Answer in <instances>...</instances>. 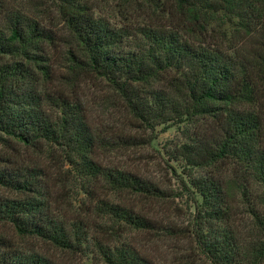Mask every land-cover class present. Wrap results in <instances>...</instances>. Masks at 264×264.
Returning <instances> with one entry per match:
<instances>
[{
    "label": "trees",
    "instance_id": "16d2710c",
    "mask_svg": "<svg viewBox=\"0 0 264 264\" xmlns=\"http://www.w3.org/2000/svg\"><path fill=\"white\" fill-rule=\"evenodd\" d=\"M17 1L0 0V264H76L89 253L91 264H264V0H140L133 9L150 22L140 35L93 0H54L57 30L45 26V1ZM166 3L171 25L153 20ZM224 15L249 37L258 30V45L229 49L209 27ZM55 37L56 57L44 46ZM96 79L138 128L192 123L173 156L194 188L183 181L188 223L143 210L139 201L169 194L105 161L144 139L96 123L84 92ZM173 238L188 244L178 250ZM147 239L166 241L165 257Z\"/></svg>",
    "mask_w": 264,
    "mask_h": 264
},
{
    "label": "rangeland",
    "instance_id": "374dc122",
    "mask_svg": "<svg viewBox=\"0 0 264 264\" xmlns=\"http://www.w3.org/2000/svg\"><path fill=\"white\" fill-rule=\"evenodd\" d=\"M27 1L28 0H18L17 5L19 6L21 4L22 7H26ZM38 1H45L44 3L47 4L45 7L47 13V17L45 18L46 22H44L45 26L55 30H57L56 28H60L62 26L61 19L55 20L58 22H55L57 24L55 28L52 27L54 25L53 23H49V21H53L49 20V17L52 19L54 15L58 16V9L52 3L54 0ZM93 1L99 6H95L97 14L105 15L113 24L118 27L127 28V30L134 33V35H140L139 28L150 24L149 18L144 16L147 14V11L144 12V14H138V11L136 12L133 9L136 3H140V0ZM162 2L164 1L162 0ZM159 4L161 6V2ZM169 6V3H166L165 10H163V12H156L153 20L165 25H171L172 20L167 19L169 16ZM222 13L223 12L220 14L222 15ZM209 27L210 29L215 27L217 29L216 32L219 31L220 34L223 32L225 33L226 37L224 43L231 50L237 49L238 51H242L244 48L248 50L253 49L261 41V33L258 30L254 31L253 35L250 37L246 35L244 31L240 30L238 17L224 15L212 21ZM239 30L242 33H239ZM127 43L128 45L134 44V42H131L129 39ZM58 44H60V42L57 41L56 37L52 43L44 42L45 48L51 50L54 57L59 56L60 46ZM6 60L7 58L3 61ZM92 81L88 82V86L85 88L84 92L90 100L89 110L94 116L96 123L106 126L108 130H110L109 133L112 135L119 134L122 136H129L130 134L141 136V139H144V143L136 147L117 150L114 153L108 154V159L105 161L107 163L119 164V166L131 169L146 178L154 180L165 192H167V194H169V197L163 200L150 199L147 201H139L138 204L143 210L147 211L153 217H157L159 220H165V212L169 213L171 220L174 216H177V213L183 214V216H177V218H179L180 223H188V219L191 218L190 213L194 210L193 203L188 196L191 197L193 193L186 190L183 181L189 186L191 191L194 190V188L189 184L185 173L187 172L186 161L183 159H176L173 156L176 154V149L187 141L186 137L188 135H186V131L189 126L193 129L192 123L190 124V122L185 121H169L158 125L154 131L138 128L135 121L126 111H123V107L119 105L121 101L117 98L115 90L110 87L108 82L104 79ZM209 121V119L202 118L196 122V125L203 122L207 124ZM189 131L192 130L190 129ZM206 170L207 169H195L193 172L200 175L202 173L204 174ZM78 201L79 199L77 198L74 202ZM245 218H247V216H245ZM239 223L241 222L239 221ZM142 239L146 241L144 237ZM173 241L174 238L172 240V246L177 249L184 248L188 244L187 241L184 240ZM146 243L148 244V239ZM141 245L143 247L145 246L144 243ZM168 246L166 241H154L150 242V244L145 247L152 255L157 256L158 259L160 257H165V250ZM169 255L168 253L167 258ZM91 262L92 258L90 253L88 256L83 255L82 258L78 256L76 259V264H91Z\"/></svg>",
    "mask_w": 264,
    "mask_h": 264
}]
</instances>
